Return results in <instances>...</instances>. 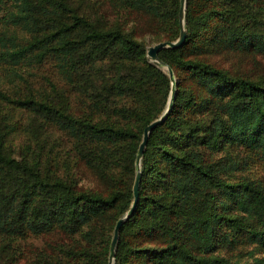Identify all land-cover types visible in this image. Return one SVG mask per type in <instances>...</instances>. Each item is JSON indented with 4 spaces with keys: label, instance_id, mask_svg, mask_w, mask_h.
<instances>
[{
    "label": "trees",
    "instance_id": "1",
    "mask_svg": "<svg viewBox=\"0 0 264 264\" xmlns=\"http://www.w3.org/2000/svg\"><path fill=\"white\" fill-rule=\"evenodd\" d=\"M179 2L111 4L143 14L157 42H173ZM184 28L180 47L158 53L178 80L174 102L148 137L114 264H264V83L202 57L213 48L264 55V0H186ZM146 53L134 25L107 26L74 0H0V67L18 79L46 71L88 112L34 95L9 102L67 140L72 166L101 184L87 189L56 173L41 143L13 154L10 132L0 130V237L20 247L62 236L33 250L35 264H108L115 223L133 202L143 130L171 91L168 73ZM250 165L263 175L247 176Z\"/></svg>",
    "mask_w": 264,
    "mask_h": 264
},
{
    "label": "rangeland",
    "instance_id": "2",
    "mask_svg": "<svg viewBox=\"0 0 264 264\" xmlns=\"http://www.w3.org/2000/svg\"><path fill=\"white\" fill-rule=\"evenodd\" d=\"M115 0H74L81 13H85L92 19L101 20L107 26L112 23H119L124 28L134 25L135 36L144 42L146 48L158 43L155 34L151 32V24L143 15H128L127 11L114 12L111 4ZM205 60L215 63L218 67L226 69L233 75L250 78L264 83V55L246 52L233 51L226 48L210 49L202 56ZM161 69V68H160ZM167 72L166 68L162 69ZM29 72L32 75H29ZM168 73V72H167ZM23 79L16 78L10 70L0 67V89L5 92L6 98L0 99V130L10 132L7 136V146L13 154H18L19 150L26 149L30 155L37 150L36 144H43V161L51 164L55 163L56 173L73 177L78 181L79 186L87 189L98 190L101 184L96 177L88 172L84 166L79 164L73 167L72 156L67 150V140L58 136L48 124H42L29 116L26 111L16 107L9 102L15 98L34 95L36 97H47L49 101L56 105L63 104L75 115L87 113L88 109L81 105L79 100L69 93L64 96L63 84L55 78L46 79L42 76L46 71L34 72L25 71L22 73ZM175 77V76H174ZM177 79L175 82L177 85ZM54 83L55 85H50ZM54 87V88H53ZM27 146H30L27 147ZM249 177H261L263 175L260 168L250 165L246 170ZM244 176V175H242ZM241 178V174H236ZM62 236L53 234L43 237L27 239L20 247L0 237V264H35L32 260L33 250L42 247L45 242L61 241ZM46 246V245H45ZM50 247H48V250ZM243 258L250 260L248 255Z\"/></svg>",
    "mask_w": 264,
    "mask_h": 264
},
{
    "label": "water",
    "instance_id": "3",
    "mask_svg": "<svg viewBox=\"0 0 264 264\" xmlns=\"http://www.w3.org/2000/svg\"><path fill=\"white\" fill-rule=\"evenodd\" d=\"M185 9H186V0H180L179 12H178V21H179L178 38L173 42L171 41L158 42L154 44L153 46L148 47L147 49V53H146L147 59L161 69L166 68L170 82H171V91H170V96L167 102L166 109L163 112V114L158 119L154 120L149 125H147L143 130L142 140L138 146L136 159H135L136 174H135L133 188H132L133 202L129 210L126 212V214L123 217L119 218L115 223L113 234H112V239L109 245L108 264H114L115 248H116V244H117V241L120 235L121 227L123 226L124 222L132 216L136 203L138 201V189H139V183L141 179V171H140L141 159L143 157V154H144V151L147 145L148 137L150 133L152 132V130L164 120L167 113L173 106L174 95H175V90H176V82H175L174 73L172 69L168 65H166V63H164L163 61L159 59L158 53L163 48H177V47H180L184 43L185 38H186V31L184 28Z\"/></svg>",
    "mask_w": 264,
    "mask_h": 264
}]
</instances>
